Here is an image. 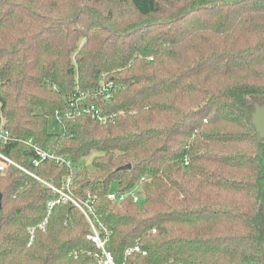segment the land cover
<instances>
[{
    "label": "trees",
    "instance_id": "16d2710c",
    "mask_svg": "<svg viewBox=\"0 0 264 264\" xmlns=\"http://www.w3.org/2000/svg\"><path fill=\"white\" fill-rule=\"evenodd\" d=\"M104 80V122L55 118ZM262 100L264 0H0V152L26 170L0 172V264H99L54 189L93 199L115 264H264Z\"/></svg>",
    "mask_w": 264,
    "mask_h": 264
},
{
    "label": "built area",
    "instance_id": "2783aa9c",
    "mask_svg": "<svg viewBox=\"0 0 264 264\" xmlns=\"http://www.w3.org/2000/svg\"><path fill=\"white\" fill-rule=\"evenodd\" d=\"M115 86L112 80H104L101 84L92 90H78L74 92L69 99L68 107L65 110L56 111L55 118L58 119L60 115L69 117L72 115H78L81 113L90 114L92 118L98 120L99 122H104L105 117L101 114L100 108L94 104L86 102L88 97L99 96L102 99L106 100L110 98V94L113 92ZM10 137L9 130L4 126V119L0 117V142L6 143ZM27 145H30L34 149V157L32 158V164L38 166L39 163L43 160H51L55 163H63L73 171V166L69 160L65 161L62 157L54 155L50 150H43L37 146H33L30 141H24ZM16 165L10 158L0 152V172H4L8 165ZM187 164V161L185 162ZM18 166V165H16ZM20 169L25 170L24 168L18 166ZM26 171V170H25ZM73 172L67 175L64 178V190H69V185L72 181ZM59 193V199L55 202H58L60 199L70 201L78 210L81 211L84 218L86 219L90 233L88 234V239L95 245V252L93 256L99 264H115L114 258L110 251L107 249L106 245L109 239V231L103 222L100 219V216L96 212V209L93 204V199L87 195L85 199H76L72 194L64 192L63 190H56ZM132 197L133 201L138 200L136 194V189L133 188L127 192H115L110 191L107 193L106 197L111 202H121L126 197ZM51 202L50 207L55 203ZM44 223L40 226L43 227ZM138 250V247H134L127 251V253Z\"/></svg>",
    "mask_w": 264,
    "mask_h": 264
},
{
    "label": "water",
    "instance_id": "95a60500",
    "mask_svg": "<svg viewBox=\"0 0 264 264\" xmlns=\"http://www.w3.org/2000/svg\"><path fill=\"white\" fill-rule=\"evenodd\" d=\"M252 123L254 124L255 130L258 134V139L259 140H264V104L259 105L257 102L254 103V110L252 112V117H251ZM264 147L261 146L258 149V155L260 159L262 160V165L264 167V157L262 154ZM122 169H128L130 168V164H126L124 166H121ZM1 198V194H0ZM264 246V243H263Z\"/></svg>",
    "mask_w": 264,
    "mask_h": 264
},
{
    "label": "rangeland",
    "instance_id": "374dc122",
    "mask_svg": "<svg viewBox=\"0 0 264 264\" xmlns=\"http://www.w3.org/2000/svg\"><path fill=\"white\" fill-rule=\"evenodd\" d=\"M91 157H92V154H90L89 156L83 158V159L81 160V163H84V164L90 165Z\"/></svg>",
    "mask_w": 264,
    "mask_h": 264
},
{
    "label": "flooded vegetation",
    "instance_id": "af4514ba",
    "mask_svg": "<svg viewBox=\"0 0 264 264\" xmlns=\"http://www.w3.org/2000/svg\"><path fill=\"white\" fill-rule=\"evenodd\" d=\"M259 105H262V104H264V100H262V101H259V102H257ZM260 142H261V146H263L264 147V140L262 139V140H260ZM264 150V149H263Z\"/></svg>",
    "mask_w": 264,
    "mask_h": 264
}]
</instances>
